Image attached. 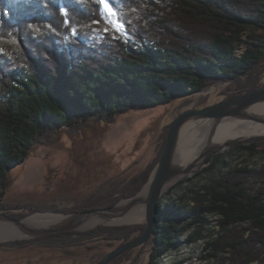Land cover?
I'll use <instances>...</instances> for the list:
<instances>
[{"label":"trees","instance_id":"1","mask_svg":"<svg viewBox=\"0 0 264 264\" xmlns=\"http://www.w3.org/2000/svg\"><path fill=\"white\" fill-rule=\"evenodd\" d=\"M109 2L116 13L111 18L100 0H0V209H5L1 204L10 172L26 161L37 143H50L63 130L89 127L92 121L111 122L132 110L163 107L217 83L236 91L231 98L264 88V0ZM110 19L123 24L124 34L112 30ZM162 149L128 181L114 180L107 190L54 210L101 209L137 194L150 179ZM236 149L264 153V142ZM221 156L196 177L221 170ZM253 172L241 167L212 177L210 184L192 191L191 202L183 196L175 204L164 196L158 204L150 263L178 247L187 232V243L215 235L208 242L211 257L218 258L227 248L233 253L224 264L260 259L264 189L247 187ZM27 214L11 216L20 219ZM207 217L217 218L218 230L207 227ZM145 229V224L99 226L10 245L85 248L98 252L86 258L99 264ZM102 245L109 249L103 256Z\"/></svg>","mask_w":264,"mask_h":264},{"label":"rangeland","instance_id":"2","mask_svg":"<svg viewBox=\"0 0 264 264\" xmlns=\"http://www.w3.org/2000/svg\"><path fill=\"white\" fill-rule=\"evenodd\" d=\"M204 92L209 94L197 103L204 101L197 107L199 109L230 100L235 98H231V95L237 94L231 86L219 83L200 93ZM200 93L177 98L163 107L132 110L111 122L92 121L89 127L63 130L50 143H37L26 161L10 172L6 195L1 204L5 209H0V213L18 220L38 213H64L54 209L70 208L98 190H107L114 180L128 181L147 168L162 147L165 148L167 134L177 111ZM190 106L187 103L186 107ZM221 159L224 162L221 170L195 176L181 185L179 183L165 195V200L176 204L179 198L187 196L191 202L192 191L210 184L212 177L218 178L241 167L254 171V175L246 179L248 188L264 189V153L252 154L235 148L223 153ZM11 213L28 214L19 219L11 216ZM216 219L207 217V227L218 230ZM118 223L112 226L146 225L145 218L137 222ZM188 234L180 237L181 244L178 247L166 252L153 264H224L226 258L233 256L227 248L218 253V258H212L214 252L208 242H213L215 235L208 240L187 243ZM30 240L33 239L0 241V264H93L86 256L98 253L85 248L61 251L39 245L25 248L10 245L12 242ZM103 248L101 256L109 251L107 247ZM138 250L136 248L123 254L120 264H127ZM150 257L147 264H151ZM248 264H264V254Z\"/></svg>","mask_w":264,"mask_h":264},{"label":"water","instance_id":"3","mask_svg":"<svg viewBox=\"0 0 264 264\" xmlns=\"http://www.w3.org/2000/svg\"><path fill=\"white\" fill-rule=\"evenodd\" d=\"M180 107L170 125L164 151L145 186L135 195L120 200L114 206L90 211L52 213L57 220L31 222L29 218L18 220L0 213V228H8L14 236L6 239H34L48 234L87 231L99 226L119 225L117 221L134 218L141 210L145 211L146 229L141 236L116 250L107 253L99 264H110L123 254L138 248V253L127 264H147L154 250L158 204L176 185L186 182L210 166L217 155L238 147H247L264 142V133L230 138L215 142L217 126L225 119H239L264 124V114L252 111L259 103H264V88L249 91L239 97L219 102L199 109L200 104ZM186 108V109H185ZM194 119L214 121L210 139L203 150L187 163L178 161V144L183 127ZM0 239V241L6 240Z\"/></svg>","mask_w":264,"mask_h":264},{"label":"bare ground","instance_id":"4","mask_svg":"<svg viewBox=\"0 0 264 264\" xmlns=\"http://www.w3.org/2000/svg\"><path fill=\"white\" fill-rule=\"evenodd\" d=\"M209 93H200L189 100V105H195ZM252 111L264 114V103L256 104ZM214 126V121L209 119H194L188 122L182 129L178 144V161L187 163L194 159L203 150L210 139V134ZM264 133V124H257L253 121H243L239 119H225L216 129L215 142H224L230 138L241 136H251ZM145 211L141 210L134 218L119 220L117 222H137L144 220ZM58 216L50 213H38L29 218L31 222H47L57 220ZM14 236V232L8 228H0V239ZM206 250V249H205Z\"/></svg>","mask_w":264,"mask_h":264},{"label":"snow or ice","instance_id":"5","mask_svg":"<svg viewBox=\"0 0 264 264\" xmlns=\"http://www.w3.org/2000/svg\"><path fill=\"white\" fill-rule=\"evenodd\" d=\"M101 4L104 6L105 9V13L111 18L113 16L116 15L114 8H112L109 0H100ZM110 24L112 27V30L120 32L121 34L123 33V24L119 22L118 19L116 20H112L110 19ZM105 31H108V29L106 28Z\"/></svg>","mask_w":264,"mask_h":264},{"label":"flooded vegetation","instance_id":"6","mask_svg":"<svg viewBox=\"0 0 264 264\" xmlns=\"http://www.w3.org/2000/svg\"><path fill=\"white\" fill-rule=\"evenodd\" d=\"M222 155V154H221Z\"/></svg>","mask_w":264,"mask_h":264}]
</instances>
